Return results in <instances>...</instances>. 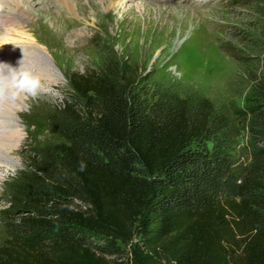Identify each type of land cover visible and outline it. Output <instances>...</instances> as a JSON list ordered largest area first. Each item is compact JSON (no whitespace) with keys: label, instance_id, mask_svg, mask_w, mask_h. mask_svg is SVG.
I'll list each match as a JSON object with an SVG mask.
<instances>
[{"label":"trees","instance_id":"1","mask_svg":"<svg viewBox=\"0 0 264 264\" xmlns=\"http://www.w3.org/2000/svg\"><path fill=\"white\" fill-rule=\"evenodd\" d=\"M146 81L116 60L69 77L62 141L12 183L0 264H264V85L238 115L254 141L239 173L230 115Z\"/></svg>","mask_w":264,"mask_h":264},{"label":"rangeland","instance_id":"2","mask_svg":"<svg viewBox=\"0 0 264 264\" xmlns=\"http://www.w3.org/2000/svg\"><path fill=\"white\" fill-rule=\"evenodd\" d=\"M19 1L33 5L35 18H30L27 29L52 55L62 76L58 82L43 81L35 95L24 91L25 106L19 112L17 126L21 141L11 151L17 164L10 168L0 160V245L8 237L7 225L13 211L8 199L13 181L36 151L62 141L55 132L52 115L55 107L73 99L69 77L99 70L109 60L129 63L144 71L150 93L173 91L182 97L209 98L234 120L238 172L250 165L254 141L248 123L238 115L256 104L261 84L264 85V0H210L205 5L200 3L203 6L177 2L157 5L148 0H98L101 2L97 4L90 0V7L85 0H77L82 2L78 6L83 10L77 9L80 17L68 18V14L60 13L67 25H63L64 35L69 30L82 35L79 39L84 44L73 59H68V51L60 44L62 35L57 33L56 39V30L45 18L47 11L58 16L56 3ZM4 3L15 6L8 0H2ZM102 3L111 5L101 14L105 19L92 14L99 5L103 8ZM0 32L2 35L6 29ZM10 50L17 53L15 44H9L7 51ZM0 97L7 96L0 90ZM0 116L1 123L12 122L10 115L1 112Z\"/></svg>","mask_w":264,"mask_h":264},{"label":"bare ground","instance_id":"3","mask_svg":"<svg viewBox=\"0 0 264 264\" xmlns=\"http://www.w3.org/2000/svg\"><path fill=\"white\" fill-rule=\"evenodd\" d=\"M41 1L43 3L47 2V0H41ZM89 1L90 0H85V4L89 5ZM8 2L10 4H15L16 7H22L23 9H25L24 12L26 15H27V11H28V13H30V12L35 13L31 7L33 5H27V3H22L19 0H8ZM11 2H13V3H11ZM56 2H62L60 4V7H58V9H56L58 11L57 12L58 16H56V14H54L53 11L52 12L47 11L45 18L51 22L54 30H56L55 31L56 39H57V33L62 35L59 38L60 44H63L64 45L63 48H65L68 51V54H69L68 59H73L74 53L77 50L81 49L83 44H84L83 41L81 39H79V37H82V35L71 33L69 29H68L69 30L68 35H64L65 31L63 29L64 28L63 25L64 24L66 25V22L60 16V13H62V15L70 14L69 15L70 18H74L77 16L80 17L79 16L80 12H78L77 9L78 8L82 9L81 7L78 6L82 2H79L77 0H60V1L55 0V1H53V4H55ZM96 2H97V4H100L101 1L99 2L98 0H96ZM209 2H210V0H200V3L203 5H205L206 3H209ZM4 5H5V3H4ZM102 5H103V3H102ZM2 6H3L2 0H0V8ZM109 6H111V5H109ZM89 7H90V5H89ZM108 7H107V4L103 5V8L101 7V5H99L98 10L97 11L94 10L95 12L92 11V14L93 15L97 14V16H100L101 14L104 15V12L107 10ZM37 15H39V14H37ZM39 16H41V15H39ZM101 17H103V16L101 15ZM97 18H99V17H97ZM64 19H65V17H64ZM76 19H78V18H76ZM81 19H82V17H81ZM83 20H85L87 22L86 19L83 18ZM101 21H100V23H101ZM38 27H40V25H38ZM71 31H73V30L71 29ZM20 33H21L20 38H17V39L13 38V40H11L12 38L8 39L7 37H3L1 39V43L4 44V47L2 48L1 47L2 44H0V47H1L0 48V61L8 62L11 65H13L14 67L17 65V62L20 61L21 71L26 73L30 79H34V80L38 81L40 86L44 85L43 81H48L49 83H51L52 81L58 82L62 76V73L58 69V67L56 66V64L52 58V55H50V53L47 51V49L44 46L39 44V42L36 39L34 34H29L28 30L20 31ZM40 34H42V33H40ZM45 34H47V33H45ZM62 38H63V40H62ZM53 39L54 38H52V40ZM59 39H58V41H59ZM10 43L19 44L20 45L19 47L21 48V50L17 49L18 53L14 52V51L11 53L12 49L8 52L7 51V44H10ZM2 74H3V72L0 71V90L7 97H6V99L4 97H0V113L3 112L5 114L10 115L12 122H10V123H4V122L1 123L0 122V160L3 161V163H5L8 167L14 168L16 166L17 162L14 160V158L11 157V151L14 150L16 147H18V144L21 141L20 140L21 134L19 133L17 126L19 125L18 121L20 119L19 112H21V110L25 106V101L22 99V97L26 94V93H24V91H26V90H23L22 87L17 86V84L12 82L10 78L6 79L4 74L3 75ZM27 92L31 93L29 91H27ZM0 117L2 118V116H0ZM1 118H0V120H2ZM6 148H7V150H6Z\"/></svg>","mask_w":264,"mask_h":264},{"label":"clouds","instance_id":"4","mask_svg":"<svg viewBox=\"0 0 264 264\" xmlns=\"http://www.w3.org/2000/svg\"><path fill=\"white\" fill-rule=\"evenodd\" d=\"M0 71L3 72L6 79L10 78L17 86L31 92L33 95L36 94L37 89L40 87L38 81L30 79L26 73L21 71L20 61L17 62L15 67L8 62L0 61Z\"/></svg>","mask_w":264,"mask_h":264}]
</instances>
